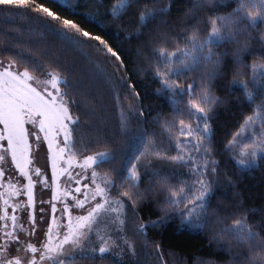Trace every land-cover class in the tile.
Returning a JSON list of instances; mask_svg holds the SVG:
<instances>
[{
  "label": "snow or ice",
  "instance_id": "1",
  "mask_svg": "<svg viewBox=\"0 0 264 264\" xmlns=\"http://www.w3.org/2000/svg\"><path fill=\"white\" fill-rule=\"evenodd\" d=\"M51 4L0 0V9L32 13L41 39L59 40L105 76L118 122L111 132L79 133L68 64L4 34L0 264H168L163 241L148 233L174 217L209 232L208 246L232 264H264L255 209L239 193L235 204L212 205L221 176L234 188V177L264 162V0H186L171 22L173 0ZM132 41L167 113H154L129 83L124 44ZM229 104L238 118L217 139L213 120ZM145 205L156 219L143 218Z\"/></svg>",
  "mask_w": 264,
  "mask_h": 264
},
{
  "label": "trees",
  "instance_id": "2",
  "mask_svg": "<svg viewBox=\"0 0 264 264\" xmlns=\"http://www.w3.org/2000/svg\"><path fill=\"white\" fill-rule=\"evenodd\" d=\"M45 5L52 7L51 0H44ZM161 4H167L168 0H159ZM81 5L84 0H79ZM92 0H89V7ZM186 0H173L172 12L168 18L175 20L180 14ZM61 11L60 9H56ZM87 9L81 7L78 9L84 12ZM32 13L23 11H14L6 14L0 9V39L4 38V34L8 33L9 38L16 40H31V45H23V47H31L34 51L47 48L53 54H59L61 64H68L66 73L69 81V95L77 99L80 104L78 109L73 110L74 115H79L82 127L78 129L79 133L87 134L89 131L95 134L97 131L107 130L114 131L118 122V113L113 107V98L107 78L93 69L87 61L80 59L70 48H66L62 42L55 40L50 36L40 38L39 29L35 22L31 19ZM28 17V19H25ZM78 19H82L79 17ZM115 32V29H111ZM11 46V45H10ZM125 59L127 60V75L130 77L129 83H135L137 91H140L146 98L145 104H150L155 112L167 113L168 105L165 100L154 95L156 85L152 82L147 66L137 56L136 42H125ZM230 51V49H229ZM0 58H4L0 56ZM226 61L229 57H225ZM254 57H248V62ZM230 64H226L229 67ZM110 71V70H109ZM230 78V77H229ZM225 87L220 85V95H224ZM238 118L237 108L229 104L226 108L222 107L218 110L213 120V125L219 139L226 131H228ZM221 171H224V165H221ZM231 172V169L228 170ZM221 184L217 187V191L212 200V205L223 201L225 203H237L234 199V193H239V200L243 202L245 209H255V214L250 215V222L260 224L264 222V162L260 167L250 174L234 177L238 183L236 187L226 186L223 183V176L220 177ZM141 215L145 220L156 219L158 213L154 212V206L145 205L141 210ZM149 237L153 240H162L166 249L168 264H198L205 261L207 264H232V257L225 251L218 250L213 243L208 246L210 233L207 231L197 233L185 230L180 226L179 217L168 220L163 227L150 229Z\"/></svg>",
  "mask_w": 264,
  "mask_h": 264
},
{
  "label": "rangeland",
  "instance_id": "3",
  "mask_svg": "<svg viewBox=\"0 0 264 264\" xmlns=\"http://www.w3.org/2000/svg\"><path fill=\"white\" fill-rule=\"evenodd\" d=\"M0 59H2V58H0ZM40 163L42 164V163H43V161H41ZM38 195H39V193H38ZM44 198H47V197H44Z\"/></svg>",
  "mask_w": 264,
  "mask_h": 264
}]
</instances>
